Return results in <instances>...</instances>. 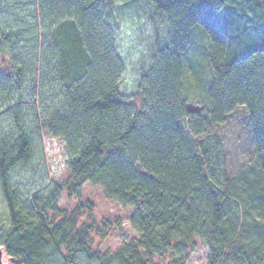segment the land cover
Listing matches in <instances>:
<instances>
[{
  "label": "trees",
  "instance_id": "obj_1",
  "mask_svg": "<svg viewBox=\"0 0 264 264\" xmlns=\"http://www.w3.org/2000/svg\"><path fill=\"white\" fill-rule=\"evenodd\" d=\"M134 3L166 35L125 97L106 17ZM196 34L211 70L201 105L183 81ZM0 60V247L14 264H187L195 239L207 264H264V0H0ZM240 106L261 163L232 175L209 132ZM42 130L65 145L63 187ZM85 183L133 210L137 239L100 253L92 205L58 209Z\"/></svg>",
  "mask_w": 264,
  "mask_h": 264
},
{
  "label": "rangeland",
  "instance_id": "obj_2",
  "mask_svg": "<svg viewBox=\"0 0 264 264\" xmlns=\"http://www.w3.org/2000/svg\"><path fill=\"white\" fill-rule=\"evenodd\" d=\"M106 23L113 30L115 49L123 64L120 93L125 97H133L142 73L163 46L166 22L150 4L134 3L114 6L106 17ZM208 46V42L200 34H196L194 43L187 52L183 72L187 97L200 105L211 80V70L206 57ZM202 137L205 138L204 135ZM209 137L220 142L223 164L230 174L234 175L247 167L259 168L261 162L254 152L244 107H237L228 114L223 124L210 130ZM40 139L48 181L63 187L69 181L65 145L62 140L54 138L44 130L41 131ZM78 192L79 195L76 196L71 191L63 190L58 209L72 214L78 205L85 208L89 204L92 205L96 225L106 232L102 240L97 237L94 242L100 253H115L123 244L139 237L131 227L132 209L107 200L103 190L90 183L83 184ZM0 252L3 253L0 264H14L2 247ZM208 255L207 247L199 239H195V250L187 264H207Z\"/></svg>",
  "mask_w": 264,
  "mask_h": 264
},
{
  "label": "water",
  "instance_id": "obj_3",
  "mask_svg": "<svg viewBox=\"0 0 264 264\" xmlns=\"http://www.w3.org/2000/svg\"><path fill=\"white\" fill-rule=\"evenodd\" d=\"M0 71H1V62H0ZM188 109H189L190 111H194V110H197V112L200 111L199 108H197V107H192L191 105L188 106ZM193 109H194V110H193ZM194 112H195V111H194Z\"/></svg>",
  "mask_w": 264,
  "mask_h": 264
},
{
  "label": "bare ground",
  "instance_id": "obj_4",
  "mask_svg": "<svg viewBox=\"0 0 264 264\" xmlns=\"http://www.w3.org/2000/svg\"><path fill=\"white\" fill-rule=\"evenodd\" d=\"M2 256H3V253H2V252H0V259L2 258Z\"/></svg>",
  "mask_w": 264,
  "mask_h": 264
}]
</instances>
